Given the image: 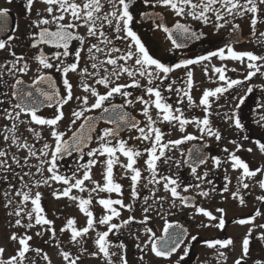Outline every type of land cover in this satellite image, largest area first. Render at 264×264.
<instances>
[{
  "label": "flooded vegetation",
  "instance_id": "obj_1",
  "mask_svg": "<svg viewBox=\"0 0 264 264\" xmlns=\"http://www.w3.org/2000/svg\"><path fill=\"white\" fill-rule=\"evenodd\" d=\"M46 4L43 0H33V6L31 11H28L27 0H0V8L9 9L7 28L4 31H0V39L6 40L8 36H13L11 40L10 49L6 48L0 50V64H4L6 61L13 59L11 52L14 51L17 55H24L29 62V71L27 74H20L26 84H30L32 79L39 74L37 62L32 59L36 49L30 46V34L33 31L30 28L31 22L40 16H47L45 11ZM258 23L255 27V35H253V29L250 23L251 14L244 16H236L234 19H230V24L226 25L222 29H215L211 24L201 25L199 22L191 20V18L176 17L168 9L162 6H157L152 0L151 3H144L143 0H132L130 4V10L133 13L134 21L131 25L134 31L141 37L142 42L150 50V54L154 58L160 59L161 62L166 65L174 66L183 59H195L197 56L206 55L209 51H214L219 47H224L226 44H231L236 51H251L257 56H264V37L260 36V33H264V5H259ZM147 13V16L143 15ZM159 17V21H157ZM179 20L181 23L188 24L198 34L203 33L200 39H192L185 41L183 37L176 33L173 38L177 39V42H185L186 47L175 48L173 47L171 40L168 39L167 34L162 29H157L154 26L155 22H163L168 27L173 28L175 23ZM238 24L239 28L235 32L232 30V25ZM105 31L111 33V29L105 26ZM80 35L86 36V30L81 27L78 29ZM234 37L236 38L234 40ZM116 46L122 50L126 47V42L123 40H115V36H112ZM86 38L85 51L82 53V59L80 62L81 67H89L88 55L86 51L88 40ZM95 42V41H92ZM44 51L47 55H51L54 48L48 45H43ZM80 45L74 41L70 48L76 49ZM103 58V57H101ZM72 58H66V62H71ZM244 62H249L247 58L241 61L232 59L220 60L219 58H212L210 61H203L199 64L190 65L187 69L180 68L174 69L169 73V79L160 85L162 94L166 98L167 102L175 107H180L183 111L184 117L190 121L195 119H203L206 113L203 111V107L199 106V101L202 97L204 90H214L219 87L218 74L213 73L212 66L224 67L230 71H225V75L228 79H235L242 81L241 84L235 85L227 92L219 95V97H210L211 107L209 109L208 119L210 121V127L212 130L218 131L221 134V139L217 141L214 136H208L206 133L202 134L195 123H190L185 126L183 132L180 131L178 123L170 125L161 119H157L156 127L161 128L164 133V142L168 140H176L182 138L185 134H191L197 139L191 141H185L183 144L166 150V155L171 156L173 161L180 160L183 162L188 159L189 150H192V166H196L198 158L206 159L205 164H200L197 167L196 175L202 176L205 172L208 173L203 180H197L191 172V168L188 164H183L177 169L174 162H170L169 165H163L158 163V169L161 173L166 175H172L173 177L179 176L181 187L178 191L183 196H189L191 199L186 204H181V201L175 199V207H172L173 198L169 193L165 192L162 185H157L158 189L153 195V185H149L147 188L144 185L148 182L149 172L145 164L147 154L145 153L141 158H138L135 165L141 171V180L137 185V191L139 196L133 198L131 196V180L130 173L125 174L121 164H126L127 159L121 154L117 153L120 162L113 167L114 180L122 186L121 193H107V192H93L92 189L95 184L92 181H85V191L81 192L78 189H73L71 195L89 198L92 197V203L89 205L90 210L93 212L94 218L97 221L93 229L89 230V233L82 237H78V243L71 241V230L66 227L68 219L75 220V227L81 229L87 226V218L78 207V200L72 201L68 197L61 196L59 199L54 197L52 193L54 191L62 190L65 185L62 182L50 181L48 185L40 184L39 187H33V193L39 191L41 193V206L44 209L42 215L46 219L51 220L53 223L50 226L35 225V220L32 223L34 227L26 228L15 226L14 221L17 217L10 215L14 209L23 207L20 204V197L15 195L17 189L20 188V181L15 174L22 175L23 172L32 171L35 172V167L29 169L28 167H17L12 163L10 157L16 155L21 159L23 163V157L27 155L25 149H17L14 145H11V141H4L3 136L9 134L6 131L7 128H11L13 121L5 118L4 109L11 110L12 105L8 103L11 98V84L14 83V79L5 74L4 80L7 83H0V100L4 103L0 104V149H4L9 153L8 163L11 165L13 171H4L0 169V247L6 249L4 258L14 255L18 245L9 239L12 233H18L20 235H30L32 240L29 242L31 249H39L40 254L35 251H30L27 255L30 260H34L35 264H67V261L60 255L61 251H68L71 258L75 259L77 256L80 259L77 264H108V260L100 254L98 256L92 255L93 252L98 251L95 240L97 233L107 231L108 226L98 223V220L104 215V210L99 205L98 200L101 198L111 199H123L125 204H131L132 208L122 209L119 217L113 218V223L120 224L122 221L127 220L130 216L135 219L128 225H123L119 230H113L109 233L108 239L110 240L109 251L111 255V264H122V257L127 260V264H235L237 260L241 261V264H264V239L260 237L264 235V200H259L258 197L264 196V189L260 187V181L264 180V172H258L254 177H243L242 169H233L232 161L229 158V153H235L248 165L250 170L257 168L264 169V152H261L259 143H264V121L260 120V117L264 115V61H257L260 65V72L246 80L245 76L249 70H243L245 68ZM128 66L133 68V63L128 62ZM205 67L208 69L207 75L205 74ZM91 70V69H90ZM133 70H135L133 68ZM191 70L193 72V85L191 89V95L193 98V106L189 107L187 98H183V103L178 104L180 99L175 93L166 91L168 83L175 81L173 89L186 87L185 82L187 80L186 72ZM56 86L61 89L63 93L62 76L59 72L51 70ZM140 81L142 86L147 85L146 78L140 77L138 74L135 77ZM68 79L73 85V95H84L81 85V77L78 73L70 72ZM132 78L126 74L122 75L118 81L121 84H130ZM93 86L97 87V90L101 93L105 91L102 85H95L93 80L87 81ZM220 86H225V82ZM159 84V81H154ZM251 88L252 91H248ZM132 93L130 99L144 95L143 88H129L126 89ZM8 93V95H4ZM145 98H148L147 96ZM241 98L243 102L241 103ZM123 97L116 95L112 98V102L116 104L123 103ZM154 99V97H153ZM16 101L13 99L12 103ZM90 102L92 98L90 97ZM107 106V105H106ZM78 103L73 99L68 105L63 108L64 119L60 122V130L66 133L65 139H67L71 132L74 131L81 121H77V124L70 123L71 112L76 110ZM142 105L134 103L132 106H125L131 116L141 122L140 126L143 127L146 124L145 117L141 113ZM153 120L157 117L154 108L151 110ZM101 113L100 110H92L87 115H96ZM40 115L46 118H50L53 114L52 108L42 106L39 109ZM239 118L243 125V128H237L235 126V119ZM21 120L28 121L30 117L22 114ZM18 125L16 135L22 139L26 138L30 144H34L36 149H40L44 143H52V137L50 136V130L48 126H39L33 124H20ZM106 121H102L97 129L102 127H112ZM32 127L36 132L40 133V139L37 140L32 132L27 129ZM138 135L136 130H129L127 128L120 132V137L127 140L128 144L137 150L143 152L145 145L148 142L138 141L130 139ZM203 136L201 139L200 137ZM247 137V139H245ZM113 145L116 143L112 141ZM239 146V147H238ZM97 147V143L93 140L88 148ZM228 151L225 152L224 149ZM251 149V151H248ZM78 153H73L71 157H64L59 163V173L65 176H71L72 170L76 167V158ZM212 157L220 158V165L216 166L212 160ZM89 157L85 155L84 160L80 163H85ZM101 161L106 157H100ZM163 159V158H162ZM38 161L36 159H30L29 164L36 165ZM104 165L97 163L92 168V180L103 184L102 170ZM49 174L45 171L44 176ZM82 172L77 173V176H81ZM39 174H37V177ZM4 177H7L5 179ZM29 178L25 177V181ZM247 183L248 188H243V184ZM191 184L193 186L199 184L200 188L191 187L187 192L183 190L184 185ZM11 185V186H10ZM225 185H227V191H225ZM27 191V189H24ZM207 191L208 196H201L198 193L201 191ZM233 193H237V196H233ZM7 194V195H6ZM148 197L147 203L144 198ZM157 197H165L161 202L156 200ZM243 199V203L240 199ZM11 200L12 203L5 207ZM148 213L144 212L145 207H149ZM119 208V206H116ZM204 208L211 212L213 216L217 217L216 220H211L209 217L204 216L202 213L197 212V208ZM32 208L29 201L26 210ZM223 209V212L217 211ZM259 212L260 215L256 213ZM148 216V220H144V217ZM223 216L225 220V227L219 228L216 225L219 223V218ZM254 217V219H251ZM241 219H250L249 223L240 224L237 221ZM141 221H144L141 223ZM27 217H24L22 223L27 224ZM168 222L173 225L167 233L164 231V224ZM49 228L55 230V237L53 238ZM146 228H150L152 233L155 234V238L163 245L165 241L161 238L171 236L173 238L183 239V243L175 253L170 257H157L150 250V244L147 248L144 247L145 242L148 241L150 233L146 232ZM63 229V231H62ZM251 229V233H249ZM186 230V235L179 236L177 234ZM37 233H40L37 235ZM192 236H196L195 241L191 240ZM249 239V252L247 255H243L242 243L245 237ZM231 239L232 244L227 246L214 245L209 247L205 242L213 240ZM171 243V240L167 241ZM123 244V248L117 245ZM140 245V247H137ZM187 250V255H185ZM223 253V256L220 255ZM47 255L48 260L43 257Z\"/></svg>",
  "mask_w": 264,
  "mask_h": 264
},
{
  "label": "snow or ice",
  "instance_id": "obj_2",
  "mask_svg": "<svg viewBox=\"0 0 264 264\" xmlns=\"http://www.w3.org/2000/svg\"><path fill=\"white\" fill-rule=\"evenodd\" d=\"M43 2L47 6L45 9L47 16H40L38 14V18L33 20L30 25V28L33 30L30 34V46L36 49L32 59L37 62L39 74L32 79L30 84H26L20 74L28 73L30 70L29 62L24 55H17L14 51L10 53L13 57L12 60L0 64V83H7L4 80L5 74L14 79V83L10 86L11 98L8 101L12 105V108L11 110L4 109L5 118L13 121V124L11 128H7L6 126V131L9 134L4 135L3 139L6 142L10 140L11 145H14L17 149H25L27 151V155L23 157V163L16 155H12L10 159L13 164L22 169L23 167H28L29 169L35 167V172H23L22 175L15 174L20 181V188L16 190L15 195L20 197V204L23 205V207H18L10 213V215L17 217L14 221L15 226L30 229L34 227L32 223L33 219L35 220V225L50 226L53 222L42 215L44 209L41 206V193L39 191L33 193L32 188H38L40 184L48 185L50 181L62 182L65 187L62 190L54 191L52 195L57 199L63 196L70 198L74 202L78 200V207L87 218V226L81 229H77L74 226L76 223L74 219L67 220L66 227L71 230L70 239L72 242L78 243L77 238L89 233V230L94 228L97 221L89 208V205L92 203L91 195L85 199L71 195V193L73 189H78L81 192L85 191V181H92L95 184V187L92 189L93 192L121 193L122 186L114 180L113 175L114 165L120 162L117 153L127 159V163L121 164V167L124 169L125 174H131V196L133 198L139 196L137 185L141 180V171L135 165L138 158H141L146 153L147 159L145 160V164L149 172V179L144 187L147 188L149 185H153L152 192L155 195V192L158 190L156 186L162 185L164 191L169 193L173 198L172 207L176 206L175 199L177 198L181 201V204H186L191 198L181 195L178 191L181 187L179 176L173 177L172 175L161 173L158 169V163L169 165L170 162H174L177 169L182 166V163L188 164L196 179L203 180V177H206L208 173L205 172L202 177L196 175V172L200 164L206 163V159L198 158L195 162L196 166H192L194 163L192 161V150H189L188 159L183 162L180 160L173 161L171 156L166 155V150L175 148L185 141L195 140L197 137L185 134L180 139L164 142V133L161 128L155 126L157 121L153 120L150 110L152 108L157 110V119L162 118L163 122L170 125H173L174 122L178 123L181 132L184 131L186 125L195 123L202 134L206 133L208 136H214L219 141L222 138L221 134L218 131L214 132L209 126L210 121L207 114L211 107L210 97L218 98L219 95L227 92L233 86L241 84L242 81L228 79L225 75L226 69L224 67L213 65V73L218 74V79L224 81L225 86L203 91L199 106L203 107L206 115L203 119L194 118L191 121L184 117L180 107L173 108L167 102L162 94L160 85L169 79V73L173 72L174 69H187L190 65L210 61L214 57L222 61L232 59L241 61L242 63L247 58L249 61L247 64L249 71L245 79L248 80L256 75L257 72H260V65L256 62L264 61V56H257L251 51H236L231 44H226L224 47L209 51L206 55L197 56L195 59H183L174 66L166 65L160 59L154 58L150 54V50L142 42L141 37L131 27L134 21L133 13L130 10L132 0H43ZM143 2L151 3L152 0H143ZM154 3L157 6L170 10L176 17L191 18V20L205 26L211 24L217 30L229 25L230 17L234 19L236 16L242 17L246 14H251L250 23L253 35H255V27L258 23L257 14L260 10L259 5H264V0H154ZM27 6L28 11H31L33 0H27ZM8 15L9 9L0 8V31L6 30ZM143 15L147 16V13ZM157 21H159V17H157ZM106 25L111 29V33L105 31ZM154 26L157 29H162L167 34L168 39L171 40L173 47L177 49L186 47L187 45L185 42H177V39L173 38L176 33L183 37L185 41L200 39V36L203 35L202 32L198 34L188 24L181 23L179 20L175 23L174 30L163 22H155ZM81 27L86 30V36L79 34L78 29ZM238 28V24L232 25L233 32ZM113 34L115 40L126 42L125 49L122 50L115 45L112 38ZM260 36L264 37V33H260ZM86 38H91L88 40L86 47L91 70L87 66H80L82 53L85 51ZM13 39L14 37L11 35L8 36L7 41L0 39V50L10 49L9 42ZM74 41L79 43V48H70V45ZM43 45L51 46L55 51H52L49 56L45 53ZM70 57L72 58L71 62H66V58ZM129 61L133 63L135 70L128 66ZM51 70H55L61 74L64 86L63 93L56 86V81L51 74ZM204 71L207 75V67H205ZM70 72L78 73L81 77L80 87L83 89L84 95H73V85L68 79ZM125 74L132 78L130 84L118 82L121 76ZM137 74L147 79V85L142 86L140 84V81L135 78ZM186 76V87L173 89V85L176 83L173 81L167 84L165 90L170 93L175 91L176 95L180 97L177 101L178 104H182L183 98L186 97L188 105L191 107L194 104L191 95L193 72L188 70ZM88 80H93L95 85H102L105 91L103 93L99 92L97 87L87 82ZM154 81H159L160 83L157 84ZM129 88H143L145 94L130 99L129 97L132 96V93L126 90ZM248 91L250 92L252 89L249 88ZM117 94L124 98L122 104L112 102V98ZM4 95H8V93H4ZM146 96L148 98H145ZM90 97L92 98V102H90ZM13 99L16 101L14 104L12 103ZM73 99L77 101L78 107L71 112L70 123L75 125L77 121H81V118L83 119L78 124V127L71 132V135L65 139L66 133L60 130V122L63 121L65 115L63 108ZM242 102L243 98H241ZM2 103L4 101L0 100V104ZM134 103H139L143 106L141 113L146 120V124L143 127L140 126L141 122L139 120H136L135 117L124 110L125 106H132ZM42 106L53 109V114L50 118L38 114ZM94 109L100 110L103 114L100 118L113 126L97 129V118L87 115V113ZM22 114L27 115L30 119L28 121L21 120ZM260 120L264 121V115L260 117ZM17 121L20 124L34 123L39 126H48L52 143L46 142L40 149H36L35 145L30 144L26 138L22 139L16 135L18 128ZM234 122L237 128H243L239 118H236ZM125 128L138 132L137 136L130 137V139L148 142L143 152L130 146L127 140L120 137V132ZM27 130L32 132L37 140L41 138L40 133L36 132L32 127H29ZM200 138L202 139L203 136ZM93 140L96 141L97 147L88 148L85 152L88 144ZM113 140L116 141L114 145L112 143ZM257 143L261 152H264V143H259V141ZM224 151L227 152L228 150L225 148ZM248 151H251V149ZM73 153H78L79 155L76 158V167L72 170L71 176L60 174V161L65 156L71 157ZM85 155L89 159L85 163H80V161L84 160ZM100 157H106V159L101 161ZM229 158L232 161L231 166L233 169H242L243 177H254L258 172H264V169L261 168L250 170L249 165L235 153H229ZM8 159V151L0 149V169L13 171L11 165L8 163ZM30 159H36L38 163L31 165L29 164ZM212 160L216 166H219L221 163L218 157H212ZM97 163L104 165L102 170L103 184L92 180V168ZM45 171L49 174L47 177L44 176ZM80 172H82V175L77 176V173ZM37 174H39L38 177ZM25 177H28L29 180L25 181ZM4 178L7 179V177ZM242 186L246 189L249 185L244 183ZM191 187L199 189L200 185H184L183 190L187 192ZM260 187L264 189V180L260 181ZM24 189H27V191ZM225 191H227V185H225ZM198 194L205 197L209 195L204 190H201ZM233 196H237V193H233ZM164 199L165 197H157L154 202L159 201L162 206ZM258 199L264 200V196L258 197ZM144 200L147 203L148 197H145ZM29 201L32 208L26 210ZM240 202H244L242 198ZM11 203L12 201L8 200L5 207H8ZM98 203L104 210V215L98 220V223L107 225L108 229L107 231L97 233L95 244L98 251L93 252L92 255L98 256L103 254L108 260V264H111L110 258L112 254L109 251L111 243L108 239L109 233L113 230H119L123 225L130 224L135 218L130 216L120 224L112 222L114 217L121 215L122 209L130 211L132 208L131 204H125L121 198H101L98 200ZM116 206H119V208ZM149 210L150 205L144 208L145 213H148ZM196 210L211 220L217 219L211 212L202 207ZM217 211L223 212V209H218ZM256 214L260 215L259 212ZM24 217H27V224L22 223ZM148 219V216L144 217L145 221ZM251 219H254V217ZM143 222L141 221V223ZM237 222L245 224L249 223L250 219H241ZM216 226L219 228L225 227L223 216L219 218V223ZM172 227V224L165 222V233ZM261 227H264V225H261ZM48 230L54 238L56 235L55 230L51 228ZM146 232L150 233V235L144 247L147 248L150 244L151 252L157 257H170L177 251L180 244L183 243V239L168 236L161 238L165 241L161 245L150 228H146ZM249 233H251V229H249ZM39 234L37 233V235ZM177 235L178 237L186 235V230ZM260 238L264 239V235ZM9 239L15 242L18 247L15 254L9 256L7 259L4 258L6 249L0 247V264H35V261L30 260L27 255L30 251L40 254L39 249H31L29 242L32 240V236L27 234L20 235L14 232L9 236ZM196 239V236L191 237L193 241ZM169 240H171V243L167 242ZM205 243L209 247L217 244L227 246L232 244L233 241L229 238L206 241ZM117 246L124 247L122 243ZM137 247H140V245H137ZM242 251L243 255H247L249 252V239L247 236L243 240ZM184 254L187 255V250H185ZM60 255L67 261V264H77V261L80 259L78 256L75 259L71 258L68 251H61ZM220 255L223 256V253H220ZM43 258L48 260L47 255H44ZM121 259L122 264H127L126 259L123 257ZM49 264H51L50 260ZM235 264H241V261L237 260Z\"/></svg>",
  "mask_w": 264,
  "mask_h": 264
},
{
  "label": "water",
  "instance_id": "obj_3",
  "mask_svg": "<svg viewBox=\"0 0 264 264\" xmlns=\"http://www.w3.org/2000/svg\"><path fill=\"white\" fill-rule=\"evenodd\" d=\"M103 114L102 113H99V114H96V115H92L93 117H96L97 118V127L99 126V124L102 122V121H105L104 119H101L100 117L102 116ZM90 146V143L88 144L87 147ZM66 157V156H65Z\"/></svg>",
  "mask_w": 264,
  "mask_h": 264
},
{
  "label": "rangeland",
  "instance_id": "obj_4",
  "mask_svg": "<svg viewBox=\"0 0 264 264\" xmlns=\"http://www.w3.org/2000/svg\"><path fill=\"white\" fill-rule=\"evenodd\" d=\"M248 63H249V62H244L243 65L245 66V68H242L243 70H249L248 67H247V64H248ZM230 71H231V70H226V72H228V77L230 76ZM222 84H223V82L219 81V86L222 85ZM155 120H157V117L155 118ZM94 167H95V166H94Z\"/></svg>",
  "mask_w": 264,
  "mask_h": 264
}]
</instances>
